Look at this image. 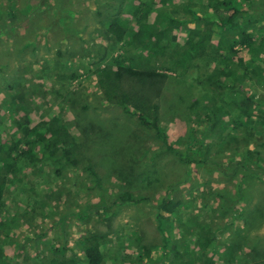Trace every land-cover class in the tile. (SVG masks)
I'll return each instance as SVG.
<instances>
[{"label":"rangeland","instance_id":"rangeland-1","mask_svg":"<svg viewBox=\"0 0 264 264\" xmlns=\"http://www.w3.org/2000/svg\"><path fill=\"white\" fill-rule=\"evenodd\" d=\"M248 4L251 21L244 18L240 23L252 26L254 47L264 51V0ZM153 5L162 17L175 8L170 0H153ZM13 10L18 20L8 26L6 16ZM123 10L118 0H0V142L19 138L18 123L37 126L50 138L56 130L58 135L66 133L64 146L78 162L40 158L36 164L17 166L19 182L7 183L4 192L0 219L9 223L13 217L14 223L10 234H0V262L51 264L58 258L59 264L71 259L86 264L81 240L100 233L106 236L103 264H139L136 246L142 243L154 248V260L161 264L165 250L156 205L170 197L180 202L175 221L213 233L207 250L211 264H264V80L238 86L255 98L249 135L246 125L233 130L228 118H221L225 130L207 134L210 151L204 156L200 142L206 128L192 121L188 111L201 93L190 82L195 71L185 80L168 74L172 79L158 99L159 121L169 144L182 152L191 148L196 161L186 165L160 152L152 130L105 104L98 89L94 70L121 53L122 42L108 33L107 24L115 17L121 21ZM186 34L176 31L180 42ZM236 49L247 62L244 48ZM84 118L94 126L102 123L108 132L105 127L94 129ZM87 163L93 174L84 170ZM123 193L143 201L114 204ZM175 234L176 239L183 236ZM194 236L185 241L191 243ZM144 262L142 258L140 264Z\"/></svg>","mask_w":264,"mask_h":264},{"label":"trees","instance_id":"trees-1","mask_svg":"<svg viewBox=\"0 0 264 264\" xmlns=\"http://www.w3.org/2000/svg\"><path fill=\"white\" fill-rule=\"evenodd\" d=\"M173 1H177L176 6L172 4ZM118 2L120 8L124 6L125 14L120 15L121 21L117 20L118 17L109 19L111 21L107 24V31L117 43L122 42L121 53L108 58L103 63V68L97 67L94 70L96 83L105 104L118 107L123 114L134 117L142 127L152 130L160 152L172 154L180 162L190 165L196 161L193 159L191 148L182 152L168 143L167 135L159 121L158 99L162 95L161 88L166 87L168 79H172L168 74H175L177 78L185 80L195 71L196 75L190 78V82L200 88L201 93L196 101L188 106V111L192 121L203 124L206 128V134L200 142V149H205L204 156L210 151V147L205 144L207 134L215 135L225 130L221 118H228L233 130L242 131L243 125H246L245 133L249 131V125L253 123L251 118L255 98L244 93L242 89L239 90L238 86L243 85L246 80L255 84L264 80L260 64L264 63V51L254 47V31L250 30L253 29L252 26L240 23L244 18L248 22L251 21L249 11L252 7L250 4L248 7L244 5L248 0H170L175 8L172 14L164 17L155 14L153 0H130L126 5H123V0ZM181 11L186 16H179ZM58 13L56 15L59 17ZM189 15L190 17L186 18ZM32 18L33 15L28 22H31ZM61 18L60 15L59 20ZM6 20V25L13 26L18 20L17 12H8ZM188 23H194V27L186 28ZM133 24L134 28L131 27ZM178 30H186L183 42L177 38ZM262 39L263 37L260 41ZM262 43L264 45V40ZM238 45L248 54L247 62L243 56L238 57ZM84 119L87 121V118ZM88 124L94 129L107 128L100 122H96L95 126L92 121ZM27 125L28 123L17 124L18 139L11 137L7 144L0 142V218L3 214L7 183L19 182L15 176L18 165L36 164L41 161L40 158L52 163H78L71 159L70 150L64 146L66 133L58 135L54 130L55 133L50 138L40 133L37 126L29 128ZM49 129L52 127L49 126ZM190 133L197 134L196 131ZM178 143H181V140ZM84 170L94 173L90 163L84 166ZM9 175H12L11 179H8ZM133 196L123 193L115 198L114 204H137L143 201L142 198ZM179 207L180 202L170 197L164 198L156 205L157 231L165 250L161 264H211L207 250L213 243V233L206 227L188 229L184 227L188 224L175 221ZM12 223L13 217L9 219V223L0 219V234H10L9 225ZM170 228L174 231H170ZM176 231L180 232V235L183 232L181 239H176ZM193 233L194 240L191 243L185 241L187 236ZM105 238L106 236L100 233H91L82 238L81 246L86 264H103L101 244ZM181 241L185 244H181ZM136 249L140 252L139 264L142 258L145 262L141 264H157L152 246L142 243L137 244ZM59 254L56 255L59 257ZM1 255L2 253L0 258ZM75 261L71 259L67 264H73ZM0 264H4L2 259ZM51 264H59L58 258H53Z\"/></svg>","mask_w":264,"mask_h":264}]
</instances>
